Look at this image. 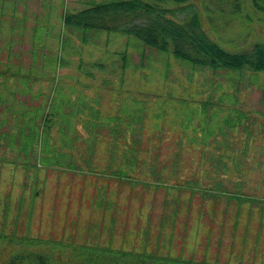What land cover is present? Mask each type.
<instances>
[{"label":"rangeland","instance_id":"rangeland-1","mask_svg":"<svg viewBox=\"0 0 264 264\" xmlns=\"http://www.w3.org/2000/svg\"><path fill=\"white\" fill-rule=\"evenodd\" d=\"M99 1L0 0V264L18 249L11 235L264 264V74L227 80L119 31L64 24ZM240 1L191 0L227 50L264 44V19ZM54 104L52 156L43 141L10 145Z\"/></svg>","mask_w":264,"mask_h":264},{"label":"trees","instance_id":"trees-1","mask_svg":"<svg viewBox=\"0 0 264 264\" xmlns=\"http://www.w3.org/2000/svg\"><path fill=\"white\" fill-rule=\"evenodd\" d=\"M228 4L233 5L235 12L240 11L242 6L240 0H228ZM250 7L264 19V0H251ZM178 14L183 16L177 19L175 15ZM63 22L66 26L86 30L119 31L134 37L144 46L160 52L170 51L176 59L195 68L206 67L224 74L227 80L238 81L244 76L245 80L246 77L258 79L260 74H264V44L255 42L245 49L236 50L223 48L209 37L191 0H104L66 14ZM4 74L5 69H0V75ZM30 114L28 133L20 129L10 135V145L18 138L19 150L28 153L34 141H43V152L52 156L54 150L50 148L46 136L48 126L44 127L43 123L49 122L50 116L60 115V108L54 104L50 112L43 111L42 114L39 108ZM73 116L74 112L70 113L69 117ZM59 118L63 117L60 115ZM38 119L40 121L36 123ZM2 134L0 132V137ZM48 161L43 162L48 166ZM5 241L18 247L10 254L6 264H212L170 255L124 251L106 245L65 244L30 236L11 235L5 237Z\"/></svg>","mask_w":264,"mask_h":264}]
</instances>
